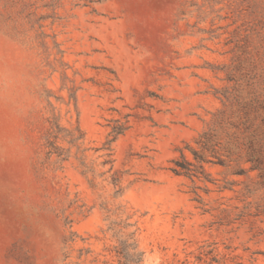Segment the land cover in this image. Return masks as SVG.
<instances>
[{
	"label": "rangeland",
	"instance_id": "obj_1",
	"mask_svg": "<svg viewBox=\"0 0 264 264\" xmlns=\"http://www.w3.org/2000/svg\"><path fill=\"white\" fill-rule=\"evenodd\" d=\"M261 157L264 0H0V264H264Z\"/></svg>",
	"mask_w": 264,
	"mask_h": 264
},
{
	"label": "trees",
	"instance_id": "obj_2",
	"mask_svg": "<svg viewBox=\"0 0 264 264\" xmlns=\"http://www.w3.org/2000/svg\"><path fill=\"white\" fill-rule=\"evenodd\" d=\"M124 132V129H118L117 131L113 132L112 138L107 142L108 145L113 143L116 138L121 135ZM213 136L209 135V133L203 134L199 140H197L195 143L199 146V151L201 155H199L198 151H195L191 148H188L189 153L192 155L193 160H195L198 163V166L192 165L191 163L187 162L184 159V156L181 154L180 158L178 160L173 161V167L171 168V172L176 176H184L187 178H197V173L203 174V165L204 164H215L214 162L208 160L203 155L204 147L205 145L211 141ZM220 165H224V162L217 163ZM255 168H251V170H254ZM199 170V172H197ZM264 177V158L261 157V178ZM116 194H119V191H116ZM129 227H132L131 224L123 222V229H127ZM134 232H130L125 234L124 239H120L118 241L119 248L117 250L118 255V264H141L142 263V253L137 251L135 240H134Z\"/></svg>",
	"mask_w": 264,
	"mask_h": 264
}]
</instances>
